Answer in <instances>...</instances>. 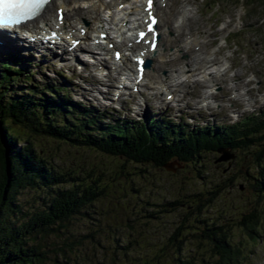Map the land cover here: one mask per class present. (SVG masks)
<instances>
[{"label": "rangeland", "instance_id": "374dc122", "mask_svg": "<svg viewBox=\"0 0 264 264\" xmlns=\"http://www.w3.org/2000/svg\"><path fill=\"white\" fill-rule=\"evenodd\" d=\"M189 1L185 0L187 8L191 9L188 12L190 15L192 10L195 12L200 10L204 13L198 18L192 16L190 23L192 33L199 36L200 41L206 46V51L216 54V59L210 63L209 69L223 72L222 75H216L224 78L223 82L216 85V88L217 86L220 87L215 95L217 104L211 105L208 110L203 107L197 112L196 106L200 100L203 85L208 84V82H203L204 84L190 82L177 87L176 95L182 99L180 102L183 104L182 110L170 108L171 106L158 108L159 94H156L155 89L151 87L153 83L147 81L148 85L143 87L141 94L129 95L127 92L125 102H114L113 105L123 117L129 116L126 114L127 109L134 108L127 100L132 99L136 104L145 99L146 106L142 107L144 115L169 116L176 122L186 123L190 128L208 125L229 126L247 115V111L243 113V116H241L242 112H239L235 113L231 119L230 110L241 105L243 101L231 99L230 94L241 95L245 89L252 88L249 94L255 98L258 93L262 92L264 81H262L261 76H258L257 80L249 82V85H246L248 81L244 76L247 74L248 68L256 71L260 69L261 65H264V42H262L264 32L262 34L258 30L257 37L255 33L250 32L244 36L243 46L240 44L239 47L229 49L230 45L225 42L224 38L226 33L230 28L244 26L243 18L239 19V9L235 5L236 0H228L230 2L225 3L216 16H212L213 11L210 5L212 0ZM253 1L254 3L262 2V0ZM131 2L134 5L135 0H131ZM262 14L261 8L254 13L247 14L245 22L248 27L256 24ZM218 21H223V25L221 22L217 26ZM182 35L184 36V33ZM183 38L181 36L173 37L171 43L165 45L166 50L165 48L162 49V53L164 51L171 52L178 48L183 42ZM248 38L252 45L249 49L246 46ZM213 49L215 50L212 51ZM9 52L0 48V60ZM28 53L19 55L32 56L29 60L38 62V65L34 67L37 70L34 75L36 82L49 83L58 79L60 84L68 86L65 92L70 94L71 99L90 103L98 110L109 107L110 102L104 97H111L112 94L95 97L94 93L99 95L98 92H93L94 96L85 92L86 88H94L95 90L100 88L96 76L88 71H80L78 67L69 68L70 62L61 68V65L64 64L54 60L50 54L42 55L39 51H29ZM42 56L45 58L43 59ZM196 57L194 54H190L188 57L171 61L167 67L168 75L170 74L171 77L170 81L172 83L177 81L178 77H175L174 69L182 67L181 65L186 62H192L193 65L199 67V58L196 59ZM195 73L197 74V72ZM236 75H239L241 79L238 80L234 88L230 89V85L233 82L236 83ZM199 77L202 75L197 74L193 79ZM232 78L234 81H231ZM92 83L96 84L93 85ZM254 83H257L259 88L254 89ZM103 87L109 88V86L104 85ZM113 89L112 86L109 91H113ZM153 92L154 96L150 98ZM163 98L164 95L161 99ZM149 99L150 102L147 104ZM116 117L118 116L116 115ZM41 147L43 148L42 154L55 167V170L69 175L79 173L83 177L89 170L95 168L112 178L110 172L119 169L121 165H125L129 172H133L132 175H126V178H119L118 183L109 188L110 192L115 191L114 195L107 198L101 197L93 205L83 208L82 212L66 222L64 227L52 231L46 237L37 239V242L42 244L43 250L47 252L46 264H136L137 262L141 264L143 258L153 251L152 248L159 247L156 250L160 254H170L162 244L175 227L185 220L187 221L184 224L191 226L190 232H193L197 226L202 227L204 225L203 220H206L208 224H223L226 229H229L234 242H243L245 258L240 260L244 261L243 264H264V232L261 237L250 240L237 224L242 214L249 213L254 207L264 211L262 202L258 207L256 195L250 186L252 179L247 177L245 173L249 162L253 159V155L247 154L249 152L236 151L232 157H230L231 150L229 149L226 152L222 150L221 152L204 153L195 166L175 168L171 164L160 167L151 165L137 167L135 164L118 157L104 155L90 149H77L65 144L44 142ZM244 153L246 154L244 155ZM240 156H244L245 160L241 161ZM198 169H200L201 175L197 172ZM140 170L144 173L143 177L139 176ZM135 171L137 174H134ZM74 181L80 183L79 179ZM74 181H70L66 185L68 186ZM131 188L132 190L137 188L138 191L130 193ZM121 189L126 192L125 195L130 196L124 198ZM216 189H219V192L213 199V203H210L201 214L196 215L190 206H194L199 199L207 197L209 191ZM51 192L49 187L20 189L16 196V206L11 208L14 211L10 212V221L21 223L37 210L45 208L52 196ZM130 238H133L134 244L131 245L130 255H128V253H124V249L121 250L118 247L125 246ZM67 243L74 244L72 249L66 245ZM63 247H65L66 253L61 250ZM206 247L208 245L205 241L200 242L195 234L187 233L181 256L191 257L196 262L195 264H213L212 254L209 249H205ZM114 249L116 250L114 251ZM171 255L174 256L172 251ZM133 256L136 260L132 259ZM66 257L71 259L67 262ZM164 259L163 261L160 260L158 264H173L170 258Z\"/></svg>", "mask_w": 264, "mask_h": 264}, {"label": "trees", "instance_id": "16d2710c", "mask_svg": "<svg viewBox=\"0 0 264 264\" xmlns=\"http://www.w3.org/2000/svg\"><path fill=\"white\" fill-rule=\"evenodd\" d=\"M14 63L15 60L10 58L0 61V264H46L47 252L37 239L64 227L83 208L93 205L101 197L114 195L115 191L110 192L109 188L118 183L119 178L133 173L121 165L110 172L112 178L95 168L83 177L79 173L66 174L55 170L42 154L44 142L94 150L124 159L137 167L171 164L175 168H187L195 166L204 153L224 149L231 150L232 154L249 152L247 154L253 155V159L245 173L252 179L250 186L258 207L260 202L264 206V119L252 123L253 118L247 117L234 125L197 130L152 117L149 118L150 126L131 124L116 117L115 113L95 111L92 107L74 103L60 86L37 83L31 71L25 73ZM239 158L245 160L244 156ZM139 176H144L141 170ZM70 181L74 183L67 186ZM41 187L51 188L48 205L21 223L11 222L9 215L14 211L11 208L16 206L19 190ZM130 190V193L138 191L137 188ZM121 191L124 198L130 196L125 195L123 189ZM218 192L219 189L209 191L208 196L191 205V209L196 215L201 214L213 203ZM184 222L179 223L162 244L170 254H160L156 250L159 247L152 248L141 264H158L164 258H170L173 264H195L191 257L181 256L187 233L206 242L208 247L205 249L211 252L213 264H243L240 260L245 258L244 244L234 242L223 224H208L203 220L202 227L197 226L190 232L191 226ZM237 224L250 240L261 237L264 211L254 207L249 213H243ZM132 244L134 240L130 238L125 246L118 248L130 255ZM66 245L72 249L74 244ZM61 250L66 253L65 247ZM66 259L68 262L71 258ZM132 259L136 260L134 256Z\"/></svg>", "mask_w": 264, "mask_h": 264}, {"label": "bare ground", "instance_id": "6f19581e", "mask_svg": "<svg viewBox=\"0 0 264 264\" xmlns=\"http://www.w3.org/2000/svg\"><path fill=\"white\" fill-rule=\"evenodd\" d=\"M112 1H115V0H112ZM140 1V0H135L134 2V8H133V11L135 12V15L138 14L140 12V7L137 6V2ZM121 2H124L123 0H119V2L117 3H114L113 5L111 3H108V6L113 8L114 6L115 7H118V5L121 3ZM127 2H129L130 4H132L131 0H127ZM51 6L47 7V11H45V13L43 14L42 16V21H45L47 24H51L53 21L54 23H56L57 21V18H56V15H54V11L56 9V7L58 6V4H61L65 7L66 9V21H65V27H70L71 30L74 29V23L75 24H81V22L83 20H86L87 21V24H88V27H89V31L92 30V25H95L96 23L98 22H101L102 19H101V16H100V11L102 10V7L105 5V2L103 0H64L63 3L62 1L60 0H53L51 1ZM170 10H171V7H168L167 9H163L162 10V13H161V18H160V21L161 22V25L164 28H167V29H171V31H173V36H176V32L177 31L173 26H171L170 24ZM54 15V16H52ZM181 17V16H180ZM100 30L102 29H93L92 30V33L93 31H97L99 32ZM164 32H166V30H164ZM87 36V34H86ZM194 38H197L195 36H193V39ZM3 40L5 42H8L10 41V38H3ZM84 40H87V37L84 38ZM163 40L165 41L164 44L167 45L171 38H163ZM196 45V44H195ZM160 46H162L160 44ZM180 49L183 51V52H187V51H191L192 50V46H189L188 43L186 41H183L181 43V45H179ZM84 47H81V49H83ZM179 50V49H178ZM161 49H159L157 51V53L152 57V59H154V64L152 66L151 69H153V78L157 79V77L159 76H162L161 74V68L160 66L158 67L156 64H157V56L158 54L162 57L160 60H158V64L162 61V60H168L169 62L171 61V57L173 54L169 53V54H166L165 52H161ZM178 52H174V55H176ZM190 55V54H189ZM200 55H203V58L204 56L207 57V60L205 62V64L208 66L209 64V55H205V52H204V46L202 47V49L200 50ZM127 59V58H126ZM127 64H130V61L127 60L126 61ZM98 64H105L104 62L102 61H98ZM169 64V63H168ZM201 67H197L193 64H190L189 67H191V69H189V71L191 72H197V70H202L203 69V72H204V78H205V81L208 82V87L210 89H208L206 92H204V94L202 95V99L204 101L207 100V97L209 95V93L212 91V89L214 88L215 84H218V80L219 78H214L215 75H214V70H210L208 67L204 69V64L201 62L200 63ZM182 68H185V66L182 65ZM187 76H190V74H187L185 77ZM146 79H150V74L149 73H146ZM145 79V80H146ZM170 79V78H169ZM193 81V80H192ZM156 82V81H155ZM158 83V82H156ZM159 84V83H158ZM160 84L159 85H156V90L160 91V88H159ZM213 97L212 96H209V98ZM208 98V99H209ZM129 122L131 124H142L143 122L140 121V120H129Z\"/></svg>", "mask_w": 264, "mask_h": 264}, {"label": "snow or ice", "instance_id": "6c2138e0", "mask_svg": "<svg viewBox=\"0 0 264 264\" xmlns=\"http://www.w3.org/2000/svg\"><path fill=\"white\" fill-rule=\"evenodd\" d=\"M48 3L49 0H0V27L11 28L21 25L36 17ZM150 4L151 0H149ZM149 31H152L151 25ZM144 35L141 33L142 37ZM116 56L119 58L120 53L117 52Z\"/></svg>", "mask_w": 264, "mask_h": 264}, {"label": "water", "instance_id": "95a60500", "mask_svg": "<svg viewBox=\"0 0 264 264\" xmlns=\"http://www.w3.org/2000/svg\"><path fill=\"white\" fill-rule=\"evenodd\" d=\"M146 65L149 66L150 65V61H148ZM223 157H224V155H223ZM230 157H232V155H230ZM224 159H226V158L224 157Z\"/></svg>", "mask_w": 264, "mask_h": 264}]
</instances>
